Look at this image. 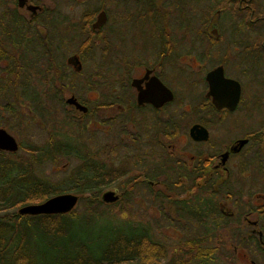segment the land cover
Returning a JSON list of instances; mask_svg holds the SVG:
<instances>
[{
    "label": "flooded vegetation",
    "instance_id": "flooded-vegetation-1",
    "mask_svg": "<svg viewBox=\"0 0 264 264\" xmlns=\"http://www.w3.org/2000/svg\"><path fill=\"white\" fill-rule=\"evenodd\" d=\"M0 47L26 88L2 96L80 160L59 193L124 209L164 261L264 264V0H0Z\"/></svg>",
    "mask_w": 264,
    "mask_h": 264
},
{
    "label": "trees",
    "instance_id": "trees-1",
    "mask_svg": "<svg viewBox=\"0 0 264 264\" xmlns=\"http://www.w3.org/2000/svg\"><path fill=\"white\" fill-rule=\"evenodd\" d=\"M11 53L0 47V58L16 60ZM16 85L26 89L13 78L0 83V88L14 91ZM48 87L44 89L50 90ZM6 109L11 115L16 112ZM69 149L66 145L30 142L18 143V152L0 151V264H173L171 259L160 263L166 259L164 246L153 240L146 228L114 220L110 205L102 204L97 193L80 195V210L76 203L65 213L16 212L22 205L61 192L52 188L35 167Z\"/></svg>",
    "mask_w": 264,
    "mask_h": 264
},
{
    "label": "rangeland",
    "instance_id": "rangeland-1",
    "mask_svg": "<svg viewBox=\"0 0 264 264\" xmlns=\"http://www.w3.org/2000/svg\"><path fill=\"white\" fill-rule=\"evenodd\" d=\"M17 59H19V55L13 50L12 53ZM30 58V56H29ZM10 60L2 59L0 60V83L5 82L8 78L14 79V76L12 73H10ZM15 80V79H14ZM75 83H77V78L73 80ZM15 90H22L21 86L16 85ZM93 90V89H89ZM2 92H4L3 88H0V127H3L10 135L14 137V139L17 141V143L26 144V143H35V144H41L44 143V140L46 139V132L48 129L49 124L43 123L44 127H42L39 117H35L34 120H28L29 118H26V114L28 111V108L26 107L23 99L21 100V104H18V99H15L14 97L5 98L2 96ZM23 102V103H22ZM51 104V103H49ZM3 106V107H2ZM58 106V105H57ZM7 107L15 109V114L11 115L9 109H6ZM24 120H27L26 125L22 128ZM93 120V116L90 115L85 118V121H91ZM19 122V123H18ZM61 131L65 132L66 134L72 135L71 129L69 127H66L65 125H62L61 123L58 124ZM22 128V129H20ZM86 135H82L81 139L84 140V143L86 144V147L93 150V147L89 145V143L86 141ZM74 138V137H73ZM78 139V138H77ZM80 139V137H79ZM19 150H17L18 152ZM93 152V151H91ZM106 160L107 164L109 163V160L103 158ZM80 160L73 159L69 156H59L54 161L45 162L43 164L37 165L35 169L40 174L44 175V177L50 182V184L54 187L56 190H60L61 192H71L73 193L71 187V182H68L66 177L70 175V173L77 169V165L79 164ZM88 195V194H83ZM82 203L76 204V209L80 210L82 208ZM111 215L114 220H117V222L120 221L121 213H125L124 209H119L118 211H115L113 207H109ZM161 226H155L151 227V233L154 239L162 241L164 245L168 247V253H171L174 251L175 247V241L171 239L174 235V230H170L169 232H166L163 228H160ZM169 235L168 237L166 234ZM165 238V239H164ZM160 263H164V259H160ZM145 264V263H143ZM201 264H221V261L214 259L213 261L201 263Z\"/></svg>",
    "mask_w": 264,
    "mask_h": 264
},
{
    "label": "water",
    "instance_id": "water-1",
    "mask_svg": "<svg viewBox=\"0 0 264 264\" xmlns=\"http://www.w3.org/2000/svg\"><path fill=\"white\" fill-rule=\"evenodd\" d=\"M211 85V84H210ZM166 90V99L170 98V92ZM67 102L73 103L76 107H81L74 99L69 98ZM18 149L15 139L4 128L0 127V151L14 152ZM103 202H111L115 199L113 192L104 191L100 195ZM77 196L71 193H58L51 195L38 203L25 204L17 208L18 214H51L65 213L70 211L76 204Z\"/></svg>",
    "mask_w": 264,
    "mask_h": 264
}]
</instances>
